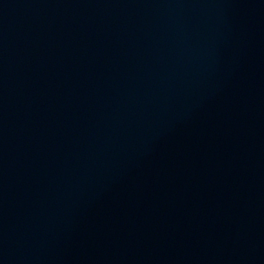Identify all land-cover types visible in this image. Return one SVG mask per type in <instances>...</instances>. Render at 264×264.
I'll return each instance as SVG.
<instances>
[{
	"label": "water",
	"instance_id": "water-1",
	"mask_svg": "<svg viewBox=\"0 0 264 264\" xmlns=\"http://www.w3.org/2000/svg\"><path fill=\"white\" fill-rule=\"evenodd\" d=\"M0 264H264V0H0Z\"/></svg>",
	"mask_w": 264,
	"mask_h": 264
}]
</instances>
